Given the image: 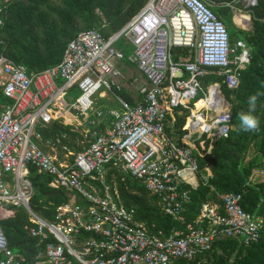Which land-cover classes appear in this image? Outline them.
<instances>
[{"label": "built area", "instance_id": "obj_1", "mask_svg": "<svg viewBox=\"0 0 264 264\" xmlns=\"http://www.w3.org/2000/svg\"><path fill=\"white\" fill-rule=\"evenodd\" d=\"M8 1L0 0V5ZM255 1L246 4L253 6ZM216 2L147 0L107 37L94 28L77 32L59 62L36 73L27 74L0 52L1 93L11 100L0 110V219L22 208L28 235L44 243L27 261L7 247L0 228V264H177L194 260L214 240L231 238L243 246L258 240L260 220L242 209L237 192L217 194L218 203H202L195 218L185 221L189 195L184 187H195L190 179L199 165L193 146L175 144L164 130L171 109L202 89L207 69L232 90L249 62L243 41L230 45L224 24L211 9ZM119 36L133 47L126 60L135 63L147 82L140 89L142 100L133 105L118 95L122 85L117 61L124 58L115 46ZM172 47L185 48L194 56L172 60ZM72 86L79 94L66 103L63 96ZM99 89L114 95L121 110L109 111L114 119L90 135L86 147L72 153L61 146L58 158L37 145V125L59 120L62 111L75 119L87 116ZM208 97L205 110L192 113L186 128L198 129L209 140L226 137L229 111L217 84L206 87L203 99ZM105 165L120 167L138 181L177 225L166 235L150 234L134 217V209L122 204L116 187L103 184L100 173ZM29 168L49 176L47 186L52 190L73 193L55 208L52 220L29 207L33 193ZM94 172L102 189L88 182L96 180Z\"/></svg>", "mask_w": 264, "mask_h": 264}, {"label": "trees", "instance_id": "obj_2", "mask_svg": "<svg viewBox=\"0 0 264 264\" xmlns=\"http://www.w3.org/2000/svg\"><path fill=\"white\" fill-rule=\"evenodd\" d=\"M146 1L10 0L0 5V39L3 41L0 52L21 64L27 74L39 72L59 62L66 43L77 32L94 28L107 37L120 30ZM214 11L224 24L230 45L241 40L249 48V62L241 70L234 89L220 85L229 104L230 129L226 137L218 138L212 143V156L206 157L207 162L211 163L210 175L206 178L199 176L195 188L184 187L188 189L189 200L184 203L183 216L185 221L191 220L203 202L217 201V194L222 192H237L241 196L239 204L242 209L260 220L259 238L248 246L231 238L214 240L211 247L194 260H180L177 264H264V182L249 180L251 172L264 165V95L259 97L256 111L252 113L260 122L256 131H243L238 119L240 113L248 111V97L258 92L264 93V0H256L253 6L247 8L248 30H233L223 21L221 17L227 14V7L219 6ZM237 18L239 14L234 15V21L244 27L247 16L242 14L240 21ZM123 41L128 44L124 39ZM217 79L218 75L208 72L201 78V85ZM201 98L198 93L193 102L202 101ZM10 103L11 100L3 96L0 87V110ZM202 104L203 102L200 103ZM183 115H176L172 125L165 128L168 134L174 131L181 134ZM107 122H111L108 116L103 125ZM97 127L95 128L98 129ZM34 133L42 143L48 142L54 148L64 146L71 152L81 149L74 143L76 139H81V135L72 130L71 125L62 124L61 121L56 120L46 126L37 125ZM250 147L252 156L246 158ZM197 161L200 162V159ZM103 169V183L112 187L114 182L122 204L134 209V217L144 224L150 234L166 235L172 226L177 225V221L161 212L154 197L120 167L105 165ZM94 174L96 180L88 182L102 189L98 175ZM28 178L33 188L29 198L30 209L45 220H52L55 208L68 198L65 190L58 188L60 195L47 196L45 193L52 190L47 186L49 176L36 174L33 168H29ZM27 225L26 213L20 207L14 209L13 216L0 219L7 247L12 252L16 249L14 253L29 261L44 243L28 235Z\"/></svg>", "mask_w": 264, "mask_h": 264}, {"label": "crops", "instance_id": "obj_3", "mask_svg": "<svg viewBox=\"0 0 264 264\" xmlns=\"http://www.w3.org/2000/svg\"><path fill=\"white\" fill-rule=\"evenodd\" d=\"M242 3H243V0H224V1L217 0L216 4L211 9L215 13V11H214L215 8H217L219 6L227 7L228 8L227 14H225L221 17L223 19V21L227 25H229L230 28H235V29H240V30H248L250 27L249 26L248 12H247V15L245 14L247 16V21H246V25L244 27L239 26L234 21V15L239 14V17L240 18L242 17L243 13H242L241 9L239 8ZM244 6H245V4H244ZM215 15H216V13H215ZM218 18L220 19V17H218ZM125 41L132 47V45L127 40H125ZM132 49H133V47H132ZM247 49L249 52L248 47H247ZM173 55H174V57H173ZM193 56H194L193 52L189 53L188 50H186L185 48H182V47H172L170 49V57L172 60H177L179 57H189L190 59H192ZM117 62H119L117 67L121 73V85H122L120 88V91L118 92V95L121 96L126 101L128 100L129 102L128 101L127 102L132 104V105L139 103L143 98V94L140 92V89L142 87L147 86L146 79L137 70L134 62H129L127 60H122V61H117ZM210 71H212V69H207V73ZM181 76H183V78L187 77L185 72H182ZM213 83L217 84V86L219 87L220 96L222 97L223 102H224V108H228V110H229V104L226 101V99L224 98V95L220 90V85H224L223 82L221 81L220 76H219V79H217L216 81L205 82L204 85L203 84L201 85L202 89L200 91H198V93L201 94V97H202L201 99L204 98V92L206 91V87L209 85H212ZM193 100L194 99L183 101L182 104H180L178 107L171 109V111L166 115L164 130H165V128H169L170 125H172L176 115L184 114L183 115V119H184L183 124L180 127V131H181L180 135L176 131H174L171 134H168L166 132V130H165V132L173 140V142L175 144L193 146L192 151H193L195 157L197 158V160L200 159V162H198V163H200L199 170L196 171V174L194 175V177L192 179H190L191 182L194 183L195 187H196L197 180H198L199 176L206 178L210 175L211 163L207 162L206 157L212 156L210 149L212 147V143L214 140H212V139L209 140V138L205 134H200V131H198V129H196V128L195 129L186 128L187 123H188V119L192 113L197 112L200 108L205 110L204 99L202 101H199V102H203V104H202L203 106L199 107L198 109H196V105L199 102H195V101L193 102ZM113 101L116 102V106L110 105V103ZM93 102H94L93 110L91 111V112H93V115L87 114V116H85V117L75 119L69 113L62 111V117L59 120H57V121H61L62 124L71 125L72 130H74V131H75V129H73V128H75L76 125H77V127H79L80 131H76V132H78L81 135V139H76L74 143H75V146L80 147L81 149L86 147V145H87L86 140L88 138H91L87 135H92L94 132L102 131L109 124V122H107L103 125V121L105 120V118L107 116H112L109 113V111L112 109H108V108L114 107L115 109L113 108V110L117 111V112H119V110H121L120 105L117 102V100L115 99L114 95H112L108 92H105V91H101V92L97 93L96 97L93 99ZM104 109L106 110V112L103 113ZM99 112H100V114H98L96 116V113H99ZM207 115H208V113H207ZM112 118H114V117H112ZM99 121H101V122L98 124ZM96 126H98L97 127L98 129L95 128ZM34 135H35V133H34ZM84 136H87V137H84ZM35 141L41 149H42V147L40 146V144L43 145L44 147H48V151H45V152H47L50 155H53L55 157L57 156L58 158L61 157V148H54L48 142L42 143L37 135H35ZM54 149H56L57 153H53ZM248 155H249V153L246 155V158H249V157H247ZM251 156H252V153H251ZM206 167H208V168H206ZM254 171H256V170H253L251 172V175L249 177L250 181H251V177H252V174ZM104 172H105V170L103 169L100 173L102 182H103V178H104V176H103ZM186 186L190 187L189 185H186ZM93 187L96 190H99L95 186H93ZM65 192H66V195H70V194L73 195L72 192H69V191H65ZM67 192H68V194H67ZM217 201H218V197H217ZM217 201H213V202L205 201L203 203H214V202L218 203ZM156 203H157V201H156ZM157 205H158V203H157ZM200 206H199V208H200ZM197 212H196L195 216L197 215ZM195 216L193 218H191V220H193L195 218ZM191 220H189V221H191ZM215 241H217V240H215Z\"/></svg>", "mask_w": 264, "mask_h": 264}, {"label": "rangeland", "instance_id": "obj_4", "mask_svg": "<svg viewBox=\"0 0 264 264\" xmlns=\"http://www.w3.org/2000/svg\"><path fill=\"white\" fill-rule=\"evenodd\" d=\"M57 1V0H56ZM244 4H245V6H244ZM248 7H250L248 4H246V0H243V3L240 5V9H241V11H242V13L243 14H246L247 15V8ZM245 12V13H244ZM241 19H240V17L239 18H237V21H240ZM231 29H233V30H236L235 28H231ZM237 31V30H236ZM236 34H238L239 35V32H236ZM123 39H124V37L123 36H119L118 38H117V40L115 41V46L117 47V48H120V49H122L123 50V55H125L124 56V58H123V60H126V58H127V56H130L131 55V53H132V47L129 45V44H125V43H123L124 41H123ZM140 83V82H139ZM101 91H103L102 89H99V91L97 92V93H99V92H101ZM96 93V94H97ZM79 94V91H78V89L76 88V86H72L71 88H69L67 91H65V94H64V96H63V99L65 100V102L66 103H71L73 100H74V98L77 96ZM96 94L95 95H93V99L96 97ZM110 105L111 106H116V102L115 101H113V102H111L110 103ZM114 108V107H113ZM113 108H108V109H113ZM115 109V108H114ZM101 112V111H100ZM100 112L99 113H96V116L98 115V114H100ZM104 112H106V110L104 109L103 110V113ZM110 113V112H109ZM88 115H93V112H89L88 113ZM72 127V126H71ZM73 129H75V131H80V129H79V127H77V125L75 126V128H73ZM40 146L42 147V149L44 150V151H48V147H44L43 145H41L40 144ZM252 151V148L250 147L249 148V151H248V153H249V155L247 156V157H250L251 156V152ZM53 153H57V151H56V149H54V152ZM73 153V152H72ZM247 153V154H248ZM254 170H256V171H254L253 172V174H252V177H251V181L252 182H256V181H263L264 182V165L263 166H259V167H256ZM262 170V171H261ZM261 171V172H260ZM112 185H114L115 186V184H114V182H113V184ZM67 194H68V192H67ZM13 252H16V249H13Z\"/></svg>", "mask_w": 264, "mask_h": 264}, {"label": "clouds", "instance_id": "obj_5", "mask_svg": "<svg viewBox=\"0 0 264 264\" xmlns=\"http://www.w3.org/2000/svg\"><path fill=\"white\" fill-rule=\"evenodd\" d=\"M264 93H255L248 97V111L247 113H240L238 119L240 120V127L245 132H254L259 127V118L254 116L252 113L256 111L257 101ZM230 119V114L228 116Z\"/></svg>", "mask_w": 264, "mask_h": 264}, {"label": "bare ground", "instance_id": "obj_6", "mask_svg": "<svg viewBox=\"0 0 264 264\" xmlns=\"http://www.w3.org/2000/svg\"><path fill=\"white\" fill-rule=\"evenodd\" d=\"M210 93H212V89H210ZM209 96H210V94H209ZM210 98H211V97H208L206 100H204V101H205L204 105H207L208 100H210ZM200 103H201V102H200ZM200 103H198V104L196 105V109H198L199 107H202V106H203V105H200ZM108 117L111 118V121L114 119V118H112V117H114V116H108Z\"/></svg>", "mask_w": 264, "mask_h": 264}, {"label": "water", "instance_id": "obj_7", "mask_svg": "<svg viewBox=\"0 0 264 264\" xmlns=\"http://www.w3.org/2000/svg\"><path fill=\"white\" fill-rule=\"evenodd\" d=\"M47 196H50V195H60L61 194V192L60 191H58V190H51V191H49V192H47V193H45Z\"/></svg>", "mask_w": 264, "mask_h": 264}]
</instances>
